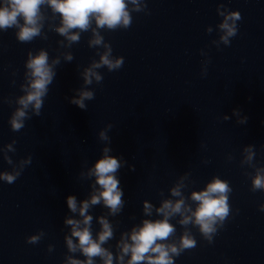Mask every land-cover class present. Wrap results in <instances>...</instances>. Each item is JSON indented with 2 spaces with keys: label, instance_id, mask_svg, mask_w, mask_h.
<instances>
[{
  "label": "water",
  "instance_id": "obj_1",
  "mask_svg": "<svg viewBox=\"0 0 264 264\" xmlns=\"http://www.w3.org/2000/svg\"><path fill=\"white\" fill-rule=\"evenodd\" d=\"M145 3L146 11L131 13L129 28L100 30L113 57H123L124 62L115 71L97 69L103 80L87 86L79 72L103 51L88 46L90 32L62 48L57 41L63 37L48 28V21L43 29L46 40L22 43L16 29L0 31V148L15 140V152L7 153L13 163L28 156L32 160L14 183L0 181V264H62L66 255H73L64 243L68 226L63 221L73 215L66 197L87 198L93 178L79 173L101 156L106 143L98 132L108 124L110 155L127 164L118 173L124 207L108 217L115 231L104 247L115 255L121 232L142 219H159L155 212L144 216L141 202L158 207L162 199H175L168 189L180 176L188 174L185 197L218 176L232 189L231 213L211 243L188 225L196 247L174 257L175 264H264V211L259 209L264 191L251 189L255 168L241 163L243 147L253 145L252 164L264 166V0ZM219 5L238 11L241 19L229 45L217 47L212 41L219 37ZM44 11L51 16L50 9ZM58 22V17L52 21ZM39 49L50 58L68 51L74 59L66 62L61 56L41 115L30 113L25 127L14 132L8 120L17 107L15 98L23 94L27 53L35 55ZM81 87L94 93V99L85 101L86 110L69 102ZM234 109L247 117L246 123H237ZM11 170L0 155V171ZM106 212L102 205L90 210L93 236L99 230L95 217ZM178 219L169 221L176 227V239L183 231ZM39 231L45 235L37 244L26 242ZM74 256L83 259L79 253Z\"/></svg>",
  "mask_w": 264,
  "mask_h": 264
},
{
  "label": "clouds",
  "instance_id": "obj_2",
  "mask_svg": "<svg viewBox=\"0 0 264 264\" xmlns=\"http://www.w3.org/2000/svg\"><path fill=\"white\" fill-rule=\"evenodd\" d=\"M223 7H217V14L222 17L217 25L218 40L212 41L217 47L219 44L229 45L230 38L237 34L236 22L241 19L238 11L222 10ZM45 8L50 9L51 16L46 15ZM146 8L145 0H0V31L16 29L15 37L22 43L31 42L37 37L46 40L47 35L43 29L45 21H48V28L63 37V40L57 41L62 48H70L72 44L79 43L81 33L90 32L88 46L102 48L103 51L97 52L98 60H92L79 72L83 85L87 86L103 80L97 69L104 67L110 72L115 71L124 62L123 57H113L112 48L104 41L100 30L127 29L132 23L131 13L146 11ZM57 17L58 24L52 23ZM212 31L211 27L206 28V32ZM61 56L66 62L74 59L68 51L52 58L44 49H39L35 55L31 51L27 53L24 83L20 85L23 94L15 98L17 107L8 120L12 131L19 132L24 128L25 121L31 115H41L44 98L56 76V66L61 63ZM205 72L206 69H202V74ZM74 92L75 95L69 102L86 110L85 101L94 99L93 91L81 87ZM7 102L11 104L13 101ZM233 115L238 117L237 123L247 122V117L241 116L238 109L233 110ZM223 119L228 120L229 117L225 115ZM111 128L112 125L108 124L98 132L99 140L104 141L106 146L101 149V156L95 163L79 173L81 178H93L87 198L78 201L74 195L66 197L67 208L73 215L66 216L63 221L68 226L64 243L68 253L73 255H66L62 264H97V261L99 264H175L174 257L186 249L196 247V240L188 225L195 226L202 238L211 243L218 228L223 226L231 213L228 198L232 189L228 181L213 176L201 190L191 191L185 197L183 189L187 187L185 181L188 179V174L185 173L168 189L170 197L175 199H162L158 207L147 200L141 202L144 216L151 217L155 212L159 219H142L138 225L121 232L116 241L115 255L103 246L114 237L115 227L108 217L118 215L125 203L118 173L127 162L122 157L110 155L112 149L107 146L111 142L107 130ZM15 143L13 140L0 148L4 161L12 165L10 172L0 171V181L8 184L14 183L24 167L32 162L31 156H28L13 163L7 153L15 152ZM242 153L241 163L255 168V174L251 176V189L264 191V166L255 167L252 164L256 155L253 145L244 146ZM128 167L135 170L132 165ZM188 201L193 202L194 207ZM97 205H102L107 212L95 217L99 230L93 236V216L89 213ZM259 209L264 211V204ZM177 216V223L183 227L178 239L176 227L169 222ZM44 235L43 231H39L28 236L26 242L37 244ZM52 250L53 246L49 245L48 251ZM77 253L83 259L75 258L74 254Z\"/></svg>",
  "mask_w": 264,
  "mask_h": 264
}]
</instances>
